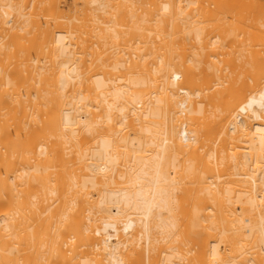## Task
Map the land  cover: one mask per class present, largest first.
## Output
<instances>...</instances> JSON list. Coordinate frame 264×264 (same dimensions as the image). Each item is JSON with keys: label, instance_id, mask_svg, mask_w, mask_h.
Wrapping results in <instances>:
<instances>
[{"label": "bare ground", "instance_id": "obj_1", "mask_svg": "<svg viewBox=\"0 0 264 264\" xmlns=\"http://www.w3.org/2000/svg\"><path fill=\"white\" fill-rule=\"evenodd\" d=\"M0 264H264V0H0Z\"/></svg>", "mask_w": 264, "mask_h": 264}]
</instances>
